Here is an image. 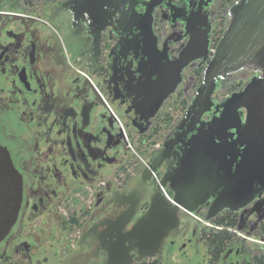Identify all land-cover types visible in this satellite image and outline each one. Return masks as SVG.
I'll return each mask as SVG.
<instances>
[{"label": "flooded vegetation", "instance_id": "af4514ba", "mask_svg": "<svg viewBox=\"0 0 264 264\" xmlns=\"http://www.w3.org/2000/svg\"><path fill=\"white\" fill-rule=\"evenodd\" d=\"M189 1H159L143 43L135 28L123 30L131 24L116 14V1L0 0V147L21 181L17 218L0 239V264H119L126 230L159 192L168 200L169 184L162 188L160 181L175 168L181 143L164 159L159 153L176 134L204 70L191 61L168 94L173 67L192 38L190 56L204 46L213 56L217 19L225 12V0H211L195 29L190 21L171 26L161 19L172 18L165 5L191 12ZM254 75L247 68L226 74L211 101L222 103ZM144 166L157 168L140 180ZM207 210L182 219L161 254L139 261L130 252V264H160L174 247L186 264H256L264 256V190L238 212L223 210L205 221ZM220 217L230 220L229 241L215 254L209 235L220 230Z\"/></svg>", "mask_w": 264, "mask_h": 264}, {"label": "water", "instance_id": "95a60500", "mask_svg": "<svg viewBox=\"0 0 264 264\" xmlns=\"http://www.w3.org/2000/svg\"><path fill=\"white\" fill-rule=\"evenodd\" d=\"M103 1L117 2L116 14L125 16V23L131 24L123 30L135 28L144 43V25L150 24L161 0ZM163 1L175 4L180 0ZM210 2L190 0L191 12L180 10L177 14V6L165 5L172 18L162 15L161 19L171 26L190 21L195 29ZM97 10L93 9L92 14L100 15ZM225 15L228 25L213 56H209L205 46L190 56L197 46L196 38H192L173 67L174 81L168 94L178 86L180 73L191 61L199 60L204 65L203 82L175 128L173 139L159 153L160 159H164L181 143L175 168L160 181L162 188L169 184L168 200L159 192V197L151 200L148 211L126 230L124 260L118 261L119 264H130V252L139 261L161 254L165 240L174 239L181 232V220L193 218L200 207L208 206L205 221H209L223 210H243L264 190V0H236ZM73 42L81 45L78 38ZM245 68L255 73L245 87L222 103L214 104L211 95L218 82L226 74ZM156 168L144 166L139 179L142 180L144 172H155ZM20 201V178L7 152L0 147V239L13 226Z\"/></svg>", "mask_w": 264, "mask_h": 264}, {"label": "trees", "instance_id": "16d2710c", "mask_svg": "<svg viewBox=\"0 0 264 264\" xmlns=\"http://www.w3.org/2000/svg\"><path fill=\"white\" fill-rule=\"evenodd\" d=\"M225 222H230V220L228 218L220 217L217 223H215V226L220 230L215 234L211 233L209 235V242L211 244L210 246L215 250V254L220 253L229 241V233L227 231V228L228 230H230V224L225 225ZM255 261L256 264H264V256L256 258Z\"/></svg>", "mask_w": 264, "mask_h": 264}, {"label": "rangeland", "instance_id": "374dc122", "mask_svg": "<svg viewBox=\"0 0 264 264\" xmlns=\"http://www.w3.org/2000/svg\"><path fill=\"white\" fill-rule=\"evenodd\" d=\"M235 0H225V5L228 4V5H231L232 3H234ZM221 16L218 17L217 19V23L218 25H220L219 28H221V26L223 25L224 21H225V16L224 15V12L222 14H220ZM227 91V90H226ZM176 114H178V112L176 111L175 112ZM173 112V117H177V115ZM152 147V145H148L147 146V149L150 150ZM253 239V238H252ZM254 240L257 241V239L254 238ZM255 246V245H254ZM256 248V247H254ZM169 255L166 256V253H164V257H160L158 258V261H160V264H186L179 256V253L178 251L176 250V248L174 247L173 250L171 251H168ZM193 260V258H191ZM195 261L196 260H193V261H190V262H187V264H195ZM152 263V260L148 261L147 263L150 264Z\"/></svg>", "mask_w": 264, "mask_h": 264}, {"label": "built area", "instance_id": "2783aa9c", "mask_svg": "<svg viewBox=\"0 0 264 264\" xmlns=\"http://www.w3.org/2000/svg\"><path fill=\"white\" fill-rule=\"evenodd\" d=\"M229 7H230V5L226 4V5L224 6V9H225L224 11H226L227 9H229ZM223 16H225V12H224V15H223ZM225 18H226V17H225ZM227 22H228V20H227V18H226V21H225L224 25H222L221 28H219L220 25H218V28H217L216 31H215V35H214V39H213V43H212V46H211V53H212V54L215 52V49H216V47H217V45H218V42H219V40H220V38H221V36H222V33L224 32V30H225V28H226Z\"/></svg>", "mask_w": 264, "mask_h": 264}]
</instances>
